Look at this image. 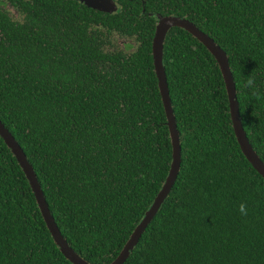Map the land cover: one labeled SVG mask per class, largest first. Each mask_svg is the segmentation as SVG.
Wrapping results in <instances>:
<instances>
[{
	"label": "trees",
	"instance_id": "16d2710c",
	"mask_svg": "<svg viewBox=\"0 0 264 264\" xmlns=\"http://www.w3.org/2000/svg\"><path fill=\"white\" fill-rule=\"evenodd\" d=\"M113 1L109 13L75 0H0V120L63 237L90 264L118 256L170 169L152 58L157 14L186 18L226 53L264 163V0ZM163 66L180 169L123 264H264V179L237 141L215 58L172 27ZM0 264H72L1 136Z\"/></svg>",
	"mask_w": 264,
	"mask_h": 264
},
{
	"label": "water",
	"instance_id": "95a60500",
	"mask_svg": "<svg viewBox=\"0 0 264 264\" xmlns=\"http://www.w3.org/2000/svg\"><path fill=\"white\" fill-rule=\"evenodd\" d=\"M75 1L85 4L86 6L92 9H96L103 12L111 13L117 10V4L113 0H75ZM156 16H157V23L155 27V34L152 40V58H153L154 71L158 80V88L164 106V111L167 118V125L171 138L172 161L170 164L168 175L161 189L154 198L153 203L145 213L142 220L139 222V224L135 227V229L131 233L129 239L123 246L118 256L109 264H123L126 261L129 254L138 243L146 227L155 217L161 205L168 197L179 173L180 162H181V145L179 140V133L177 129L176 119L169 95L167 77L163 66L164 41L167 32L172 27H179L186 30L199 42H201L215 58L225 82V87L229 101V112H230L231 122L237 141L247 160L251 163L253 168L264 179V163L253 149L252 145L250 144L241 122L240 113H239V104L236 96L235 83L229 68V63L226 53L219 45L215 43V41L210 36H208L206 33H204L195 24H193L186 18L173 16V15L163 16L160 14H157ZM0 136L4 140L7 147L11 150L13 155L16 157L20 167L22 168L29 182V185L34 193L36 202L39 206L40 212L43 216L46 226L49 229L51 236L54 242L56 243V245L59 247L61 253L72 264H90L88 261L83 259L78 253H76L74 249L68 244L67 240L63 237L59 227L55 222L53 215L50 212L44 192L41 188L39 181L37 180L32 165L29 163L26 154L24 153L21 146L15 140V138L10 133V131L4 126L1 120H0Z\"/></svg>",
	"mask_w": 264,
	"mask_h": 264
},
{
	"label": "rangeland",
	"instance_id": "374dc122",
	"mask_svg": "<svg viewBox=\"0 0 264 264\" xmlns=\"http://www.w3.org/2000/svg\"><path fill=\"white\" fill-rule=\"evenodd\" d=\"M8 9L9 10H11V12L14 14V16L17 18V17H19V12L17 11V10H15V9H13V8H10V7H8ZM121 40V39H120ZM122 41V40H121Z\"/></svg>",
	"mask_w": 264,
	"mask_h": 264
},
{
	"label": "clouds",
	"instance_id": "9594fccd",
	"mask_svg": "<svg viewBox=\"0 0 264 264\" xmlns=\"http://www.w3.org/2000/svg\"><path fill=\"white\" fill-rule=\"evenodd\" d=\"M241 211H242V212L244 211V206H243V205H241Z\"/></svg>",
	"mask_w": 264,
	"mask_h": 264
},
{
	"label": "flooded vegetation",
	"instance_id": "af4514ba",
	"mask_svg": "<svg viewBox=\"0 0 264 264\" xmlns=\"http://www.w3.org/2000/svg\"><path fill=\"white\" fill-rule=\"evenodd\" d=\"M116 4H117V2H116Z\"/></svg>",
	"mask_w": 264,
	"mask_h": 264
}]
</instances>
